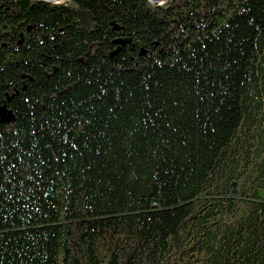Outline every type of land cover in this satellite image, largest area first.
I'll list each match as a JSON object with an SVG mask.
<instances>
[{
    "label": "trees",
    "instance_id": "obj_1",
    "mask_svg": "<svg viewBox=\"0 0 264 264\" xmlns=\"http://www.w3.org/2000/svg\"><path fill=\"white\" fill-rule=\"evenodd\" d=\"M2 105L0 264H264V0H0Z\"/></svg>",
    "mask_w": 264,
    "mask_h": 264
},
{
    "label": "water",
    "instance_id": "obj_2",
    "mask_svg": "<svg viewBox=\"0 0 264 264\" xmlns=\"http://www.w3.org/2000/svg\"><path fill=\"white\" fill-rule=\"evenodd\" d=\"M58 0H53V2H56ZM152 3H164L167 0H149ZM6 6H9V3L6 4ZM114 29H118L117 26L114 27ZM113 42L117 45V48L111 53L112 55L115 54L121 46L125 45V44H132L131 39L129 38H124V39H114ZM140 54H144V51L141 50ZM13 120V115L11 113V111H9L5 105L0 106V121L4 122H10Z\"/></svg>",
    "mask_w": 264,
    "mask_h": 264
},
{
    "label": "rangeland",
    "instance_id": "obj_3",
    "mask_svg": "<svg viewBox=\"0 0 264 264\" xmlns=\"http://www.w3.org/2000/svg\"><path fill=\"white\" fill-rule=\"evenodd\" d=\"M47 1H49V0H47ZM62 1H65V0H58V1H56V2H62ZM51 2H53V0H52ZM54 3H55V2H54ZM159 4H162V3L159 2ZM118 38H120V39H124V38H126V37H116L115 39H118ZM232 191H233V192L236 191V185H235V184L232 185Z\"/></svg>",
    "mask_w": 264,
    "mask_h": 264
},
{
    "label": "bare ground",
    "instance_id": "obj_4",
    "mask_svg": "<svg viewBox=\"0 0 264 264\" xmlns=\"http://www.w3.org/2000/svg\"><path fill=\"white\" fill-rule=\"evenodd\" d=\"M49 1H52V0H49Z\"/></svg>",
    "mask_w": 264,
    "mask_h": 264
}]
</instances>
